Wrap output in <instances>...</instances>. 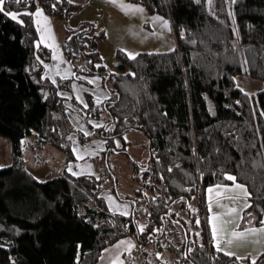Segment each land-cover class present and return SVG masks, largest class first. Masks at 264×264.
I'll list each match as a JSON object with an SVG mask.
<instances>
[{
	"label": "trees",
	"instance_id": "1",
	"mask_svg": "<svg viewBox=\"0 0 264 264\" xmlns=\"http://www.w3.org/2000/svg\"><path fill=\"white\" fill-rule=\"evenodd\" d=\"M91 1L5 0L0 11V135L13 155L0 167V264H97L127 235L137 240L139 264H165L161 255L170 264H264V252L253 260L216 248L206 210L208 188L233 183L227 172L252 193L244 225L264 222V88L250 94L233 79H264V0H223V11L212 0H132L170 17L177 45L135 58L119 51L117 71L102 62L104 30L95 33L89 21L67 26L69 60L113 81L93 109L107 114L98 134L108 154L125 151L112 140L129 130L148 140L145 162L133 157L132 192L123 195L113 178L118 197L131 203L128 215L106 207L97 173L64 168L42 178L24 156L27 136H35L33 147L74 156L55 114L59 96L46 94L40 80L52 52L31 13L40 6L68 18Z\"/></svg>",
	"mask_w": 264,
	"mask_h": 264
},
{
	"label": "rangeland",
	"instance_id": "2",
	"mask_svg": "<svg viewBox=\"0 0 264 264\" xmlns=\"http://www.w3.org/2000/svg\"><path fill=\"white\" fill-rule=\"evenodd\" d=\"M70 1L82 3L87 0ZM211 3L215 9L224 10L223 0H212ZM128 4L140 5L144 11L123 10L121 6ZM43 12L49 18L51 34L46 32V39L42 40L41 33L37 28L39 42L47 45L52 44L53 47H50L51 59L44 62V73L40 80L44 84L46 94L55 91L59 96V109L55 112L58 124L64 132L68 133L71 149L73 151L75 148L76 151H73V157L68 158V153L50 144L42 146L41 149L36 146L28 148L35 136H27L24 142L29 144L25 143L24 149L27 148L25 156L28 165L30 167L36 163L37 167H33L34 173L43 178L48 174L59 173L64 168L68 169L70 163L73 172H92L97 173L100 177L106 172L109 180L104 177L102 192L106 207L114 212H130L131 203L118 197L112 187L113 178L117 177V186L123 195L132 192L133 174H135L133 157L141 163L145 162L148 154V140L143 132L129 130L123 136H115L112 140L115 146L122 147L125 151L108 154L105 145L106 139L98 134L100 126L106 122L107 114L104 111L98 115L93 112V109L102 106L109 95L113 81L112 79L108 80L105 73L89 71L84 66L82 59L76 61L75 67L64 52L63 40L67 26L74 28L85 21L93 22L96 27L95 33L101 30L106 33L105 37L99 41L102 62L109 70L117 71L118 64L122 59V54L119 51L126 53L125 49H127L139 53L145 50L162 51L176 47L177 39L171 18L164 14L151 12L142 3L132 0H116V2L113 0H92L68 18L49 14L44 9ZM157 15L167 20L168 25L165 26L162 20H154L153 17ZM35 19L34 16V21ZM46 73L47 75H45ZM235 79L239 86L250 94H255L264 88V79L259 77L239 73ZM35 150L40 153V156L38 155L36 158L32 155L33 153L35 155ZM77 152L80 153L79 156ZM12 159L11 140L5 135H0V165H9L12 163ZM225 188L234 187L227 186ZM211 193L206 192V210L212 236L215 207L209 200ZM241 203L232 201L230 204V201H227L225 205L218 207V211L228 213L227 220H233L236 211L241 208ZM209 204H211V208Z\"/></svg>",
	"mask_w": 264,
	"mask_h": 264
},
{
	"label": "crops",
	"instance_id": "3",
	"mask_svg": "<svg viewBox=\"0 0 264 264\" xmlns=\"http://www.w3.org/2000/svg\"><path fill=\"white\" fill-rule=\"evenodd\" d=\"M26 143L27 145L29 143ZM24 145V147L26 146ZM46 146H49L48 144H45ZM28 146V148H30ZM33 148V147H32ZM27 148L24 149V156ZM40 153L35 150L32 154L35 158ZM40 156V155H39ZM26 157V156H25ZM42 158V157H41ZM36 160V159H35ZM34 166L37 167V164L34 163L33 166L30 165V168L34 170ZM48 176V175H47ZM46 177V176H45ZM44 177V178H45ZM43 178V177H42ZM233 183L229 184H215L212 187V193H211V204L215 207L213 214H221L219 216L215 215V222L219 224L220 220H227V214L223 213L221 211H218L219 206H223L226 204L227 201H230V204L232 201L235 202H242L241 208L236 211L235 217L233 220H228L230 223L225 225V231L223 237H217L220 239V247L218 249H223V251L228 253H233L234 255L241 257V258H251L256 259L261 253L264 252V232H251L249 231L248 234L243 238H232L231 237V231L235 229L236 231H242L245 229L250 230L251 228L255 227L257 229L261 228L262 224L259 225H244V212L247 207L244 206V204L248 201H250L249 196H241L240 190L235 188H225L224 186H233ZM221 186V187H220ZM234 204V203H232ZM236 204V203H235ZM131 210V207H130ZM225 211V210H224ZM114 212V211H112ZM116 212H122L123 211H116ZM128 213V212H127ZM234 214V213H233ZM214 219V218H213ZM213 240L214 246L217 248L216 244L214 243L213 235L211 236ZM232 239V242L229 243L228 240ZM120 241H126L131 242L132 247L129 249L127 243L120 244ZM137 248V240L132 235H127L119 240H117L115 243L108 245L105 247L102 251V254L100 256L99 262L97 264H112V261L116 258L117 252H119V259L123 262V264H139V255L135 253V249ZM107 250V251H105Z\"/></svg>",
	"mask_w": 264,
	"mask_h": 264
},
{
	"label": "snow or ice",
	"instance_id": "4",
	"mask_svg": "<svg viewBox=\"0 0 264 264\" xmlns=\"http://www.w3.org/2000/svg\"><path fill=\"white\" fill-rule=\"evenodd\" d=\"M4 2H5V0H0V11L4 10ZM113 2H116V0H113ZM53 6H55V5H53ZM121 7L125 11H128L130 9L134 10V11H140V12L144 11L142 6L136 5V4H128L126 6L122 5ZM7 15L10 16V17H13L14 19L17 18V16H18V14L16 12H13V11H8ZM31 15L35 16V18H36L35 19V23H36V26H37L38 30L41 33V39L42 40L46 39L45 33L47 32V33H49V35L51 34V30H50V27H49V24H48L49 18L44 14L43 9L39 8V7H37L35 12L31 13ZM153 19L154 20H162L165 26H167L168 23H169L167 20H164L163 17H160L158 15L154 16ZM19 22L21 24L24 23L23 20H20ZM193 43H195V42L193 41ZM48 47H53V45L52 44H48ZM125 52L127 53V55L130 58H135L138 55V53L133 52V51H129L127 49H125ZM45 75H47V73ZM133 75H135V73H133ZM233 79L235 80V77H233ZM53 82H55V81L53 80ZM236 86L239 87V84L237 83ZM97 102H99V100H97ZM236 103L238 104L240 102L237 100ZM209 110L211 111L212 109L210 108ZM213 114H215V113L213 112ZM73 151H76V149L74 148ZM77 155L79 156L80 153L77 152ZM0 167H5V165H0ZM169 170H171V168H169ZM68 171L69 172L73 171V169L71 167V163H70V165L68 167ZM74 174L75 175H79L80 173L77 172V173H74ZM224 174L228 177V179H230L231 181L234 182L233 187L235 189H239L240 190L241 196H245L246 197V196H251L252 195V193L247 190V186L245 184L240 183L239 181H237V177L235 175L227 173V172L224 173ZM37 179H39V178H37ZM225 187H227V186H225ZM208 192L209 193L212 192V187L208 188ZM209 200H211V196H209ZM249 203H250V201L246 202L244 204V206L247 207ZM209 207L211 208V204H209ZM124 214L128 215L129 213L125 212ZM215 215L219 216L221 214L218 213V214H215ZM197 223H199V221H197ZM228 223H230V221H228V220H220L219 224L217 222H215V221L212 224V235H213V238H214V243L216 244L217 248L220 247V239H218L217 237H223L224 236L225 225H227ZM262 225H264V222H262ZM143 229H144V226L140 225V230L143 231ZM249 231H251L253 233H255V232H264V226H262L259 229L253 227L250 230L245 229V230H242V231H236L235 229H233L231 231V237L232 238H237V237L238 238H243V237H245L248 234ZM228 242L231 243L232 239H229ZM125 243H127L129 249L132 247L131 242L120 241V244H125ZM220 250L223 251V249H220ZM105 251H107V250H105ZM189 251H191V249H189ZM157 255H160V254L157 253ZM229 255H233V253H229ZM112 264H123V262L119 259V252H117V256L112 261Z\"/></svg>",
	"mask_w": 264,
	"mask_h": 264
},
{
	"label": "built area",
	"instance_id": "5",
	"mask_svg": "<svg viewBox=\"0 0 264 264\" xmlns=\"http://www.w3.org/2000/svg\"><path fill=\"white\" fill-rule=\"evenodd\" d=\"M102 177L103 178L106 177V179L109 180V178L107 177V173L106 172L102 175ZM153 255H155V254H153ZM161 256H162L165 264H170L171 263V259H170L169 256H167V255H161Z\"/></svg>",
	"mask_w": 264,
	"mask_h": 264
}]
</instances>
